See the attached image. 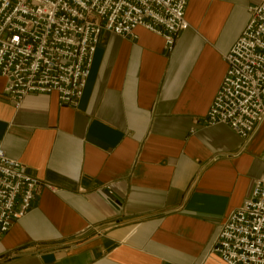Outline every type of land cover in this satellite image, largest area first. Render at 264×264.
I'll return each instance as SVG.
<instances>
[{
	"label": "crops",
	"instance_id": "1",
	"mask_svg": "<svg viewBox=\"0 0 264 264\" xmlns=\"http://www.w3.org/2000/svg\"><path fill=\"white\" fill-rule=\"evenodd\" d=\"M263 1L190 0L173 51L104 31L76 108L51 93L16 109L0 77V148L42 182L0 264H224L210 252L264 178V124L244 142L203 121Z\"/></svg>",
	"mask_w": 264,
	"mask_h": 264
},
{
	"label": "built area",
	"instance_id": "2",
	"mask_svg": "<svg viewBox=\"0 0 264 264\" xmlns=\"http://www.w3.org/2000/svg\"><path fill=\"white\" fill-rule=\"evenodd\" d=\"M190 0H0V77L17 109L31 94L56 93L76 108L104 31L133 38L139 27L173 51L189 25ZM224 55L227 72L204 119L227 125L244 142L264 124V1ZM264 161V155H263ZM42 182L0 148V238L35 205ZM210 255L224 264H264V178L223 220Z\"/></svg>",
	"mask_w": 264,
	"mask_h": 264
}]
</instances>
